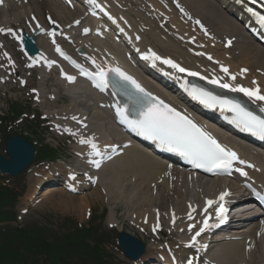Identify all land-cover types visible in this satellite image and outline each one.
Wrapping results in <instances>:
<instances>
[{
  "label": "bare ground",
  "instance_id": "1",
  "mask_svg": "<svg viewBox=\"0 0 264 264\" xmlns=\"http://www.w3.org/2000/svg\"><path fill=\"white\" fill-rule=\"evenodd\" d=\"M18 1L20 3V7L10 10L9 14L11 12H13L12 14L19 13L17 11L18 9L20 11H26L25 15L28 14L29 11L37 12V10V13H39V15L41 14L39 8L40 6L36 5L35 2L33 3V5H30V9L26 10L25 7H29V5L23 6L21 4V0H10V2L16 5H19ZM81 1L82 5L84 6V0H75L77 4H81ZM99 1L102 2L103 0ZM45 2L47 7V13L44 12V15H57L58 7L60 10H63L65 14L71 15V12L68 11L67 8L62 6L57 0H46ZM105 3L109 4L107 6L108 9L115 10L112 11V13H114L118 17V25H120L121 23L123 24L124 22L128 23L132 29V32L141 35L146 44H152L153 47H156L158 51H160L164 55H168L174 58V60L176 59L185 66L198 69L197 71L203 74L208 75L215 73L218 76H223V73L219 68H221V66H225L229 69V75H236L239 81L245 82L247 84L251 80V78H255L256 76L261 86L264 85V77L262 73V69L264 68V47L254 42L253 39L243 30L240 22L235 19L234 14L236 12L234 10L237 7L233 5L234 3H232V0L229 3L232 4L234 7L230 6L229 4L224 5L223 3H227V0H141L139 2V4L141 5L139 11L141 12L138 13L144 14V16L147 18V20L144 21L142 19L144 17L141 18L140 15L137 19H133L132 16L127 15L126 11L128 9L119 10L117 8L118 4H113V1L111 0H105ZM170 3H178L180 10H175V7L170 6ZM60 7H62V9ZM134 8L136 9L135 6ZM181 8L183 9V12L181 11ZM237 12H240L238 8ZM20 13L23 14V12ZM1 14L4 15V13ZM83 14L81 13L77 17L81 15V17H83ZM236 14L241 16L240 13ZM2 15L1 19L3 18ZM24 17L26 19L23 20H26L27 24L31 26L30 28L28 27L27 30L22 29V32H26L31 37H35L32 36L33 34L31 33L33 31H36L38 26L37 24H40L41 21L43 22L44 20L43 18H41L39 21L36 18V13L33 15L30 14L29 18H27L26 16H14L8 21H3L6 24H13L15 22L19 23ZM33 17H35V19H33ZM163 18H165L166 20L164 24L161 23ZM57 19L60 20L61 18L57 17ZM58 20L56 21L59 22ZM196 21H199V23H196ZM58 25L60 24L58 23ZM80 25L82 27L86 25V21L84 18H82L81 24H79L78 26ZM87 26L90 28L91 32L90 37L86 38L90 40L93 39V44H100L99 47L101 49V54L103 55L104 53H106L110 60L121 61L124 54L119 53L118 50L122 48V43L119 44L116 42H112V40L108 38V35H93V31L95 29L101 30L102 33L105 32V28L100 24V22L93 21L92 24ZM112 31L116 32L117 30L114 28L112 29ZM201 31L202 33H205L204 31L208 32V35H210V37L205 36L207 37L205 40L204 34H202ZM66 33L70 34L71 31H67ZM111 36L114 39L117 38L115 37V33H112ZM211 36L213 38H211ZM36 39L39 43L37 47H49V45L46 46L44 40L41 37H37ZM80 39L84 40V38ZM226 40L231 41L228 50L221 49V53H225L226 56L219 55L218 52H215V49H218V43L222 42L223 45ZM80 44L83 43L79 42L77 45ZM227 53L230 54L229 58L227 57ZM209 56L212 57L211 60L208 59ZM122 62L123 64H125L124 66H128L130 69H132L134 73L140 74V76H142V78L149 83L152 89L160 91L161 94H163L171 102L181 104V98L179 96H175L170 92H167V90L165 89L163 90L161 85H156L155 82H157V80L153 79L152 81L151 78H148V73L144 70V68L139 69L137 67V63H126L123 60ZM143 62L146 64L145 61ZM11 63L14 62L12 61ZM244 69H246L247 71H242ZM148 71H151V69H149ZM39 81L42 80L40 79ZM67 88L73 89L76 95H90L91 93H93L91 90L87 91L85 89V86L81 85L80 83L78 84V86L72 85ZM38 91H41V88L36 89V96L38 94ZM52 91H54V95L55 93H57V91L55 92V90ZM66 94L68 96H71L70 92H67ZM74 98L75 97H73V99ZM56 101L57 100L55 96H52V98H50V96H45L42 100V103H46L52 106L53 104H55L54 102ZM36 102L37 105H39L38 99L36 100ZM77 102L80 104V101ZM73 104L74 102L70 101L67 105L57 108L54 112L48 114L50 116L53 115L54 118L57 115H60L62 117H65V115H67V117H70L71 119L73 115L79 113L75 109L77 105L75 107ZM80 105L81 107L85 106L84 103ZM97 110L98 114L92 113L94 118L91 120H86L84 117H81V115H79L81 118L79 119V121L85 120L88 121V124L86 128L82 129V131L80 129H77L78 132L84 133V138H81V135H78L76 136V140L81 141V139H92L97 145H101L99 147L102 150L107 149V154H110L113 146L109 144L108 139L110 137V133L114 132V130L116 131V129H114L115 127L113 126V124L108 120L109 114L106 112V110L103 108H99ZM93 111L95 110L93 109ZM95 118L98 122H102L103 120H105L106 122H103L101 124L97 123L95 121ZM105 125H107L108 129H104V127H106ZM219 133L220 137L224 141L234 146L241 153L242 156L248 158V160H251V162H253L254 166L252 170H249V176L254 179V182L264 184L263 149H261V153H258L256 150L252 149L249 145H247V143L239 139H234L229 134H224L222 132ZM123 141L125 140L119 137L115 140H111V143H122ZM87 146L88 145H83L81 142H79L77 153L78 160L79 162H81V165L90 162V159H94V157H91L89 155L91 149L89 148V146ZM119 148H121V153L118 156H115L112 160H109L107 162L105 161V163L99 170H92L93 174L95 173V175L98 176L101 173L102 175L100 177V180H98L99 178L97 179L96 183H93L92 181L94 175L87 177L88 174L86 171L85 173L84 171L77 172L76 170L68 171L64 168L65 172H63L61 166L56 165L55 168L57 169H55L54 172H58V175H56V177H53V179L51 180V176L46 175L47 173H51L53 171H47L48 169H50L49 166L42 164L41 167L31 168L34 169L35 172L32 175L33 178H30V186L27 190L26 198H35L34 194H37L39 192H42V195L45 197L55 196L54 193L56 191L52 187H49L50 185L55 187L57 184H59V186H63L66 188L70 187L71 189H84L87 187H91L89 190L91 191V189H93V191L90 192L88 196H80L81 198L78 201V211L82 212V215L86 214V210L89 207L88 205H91V203L93 202L109 200L110 203H118L119 201L123 204H126V207L129 209L127 211H131L130 218H128L132 221L131 225H134V227L140 229L142 232H144L146 228H159L161 226L162 221H165L164 218L166 213L154 211L153 202L156 203V200H158L160 204H165V208H167L166 211L170 209L167 212L169 213V221L167 228L169 229L168 231H170L169 233L172 234L175 232L176 227V225H172L171 223H169L173 213L176 217H178L177 225L179 226L178 228H176V230H179L181 228L180 225L182 223H185L184 216L187 211L188 203L201 205L204 196H215L217 193L226 191V189H228L229 191L237 192L241 188V186H239L237 182L227 178L205 179L204 176H199L195 179L191 178V181L189 182V172L182 170L176 166H170L167 169L166 165H168V163H166L163 159L152 155L147 150L132 145L127 147L124 145H120ZM120 173L121 175H123L122 178H118ZM78 175H80L79 178L77 177ZM73 176L75 177V179L72 178ZM44 178L46 179L45 181H43ZM41 181L43 183H41ZM138 182L139 184H143L142 188H134V186H136ZM37 184H42L46 187L37 189ZM153 186H155V189L158 190V194L156 193L155 197H153ZM130 187L132 188L130 189ZM144 189H146V194L143 195L144 197H142L141 199L140 194H143ZM89 190H85L82 192H88ZM139 191L140 193L139 195H137ZM51 192L54 193L50 194ZM132 192L133 195L131 194ZM62 193L66 192L62 191ZM83 193H80V195ZM150 193L151 195L149 196ZM67 194L68 193L63 195ZM135 195H137L138 197ZM245 199L247 198L244 197L242 201H244ZM184 208L185 211H183ZM239 208L242 209L243 207ZM252 210V207L244 208L242 210V214L250 216L252 215ZM115 219L116 218L113 216V214H111L110 220L108 222L111 221L110 223L114 224ZM144 220L146 221L145 224H143L142 222ZM111 225L112 224H110V226ZM131 225L129 226L133 227ZM119 227L121 228H118L119 231H122V228H126L124 224H122L121 226L119 225ZM225 230L233 229H229L228 227L225 228ZM219 232V229L215 230L214 232H212V234L207 236L205 240H202L201 243L197 244L199 247L203 248L206 242L207 248L211 250L210 255L212 259H216L219 264H261L264 258V235L261 236V239H256L255 237H253L254 229L251 230L249 228L245 231V237H243L241 241L231 242L227 241V239L225 238L226 235L227 237H229V232H226L225 234ZM189 235L190 233L186 231H182V233L178 235L182 238V241L179 243L175 241L176 243H173L174 251H177V253H184L186 256L191 253V251L185 250L182 247V245L184 244V238L186 237V239H188L189 237H192ZM246 237H250V239L252 238L249 241L252 248L250 247L251 250L247 253L244 252L246 245ZM221 247H223V249L228 253L232 252L231 255H229V257H224V253L220 250ZM151 249L153 248L147 247L145 249V254L141 257L140 260H138L142 261L141 264H158L156 260L159 257L156 254H149ZM155 252L157 254L163 255L162 249H156ZM207 252L209 251H205V254ZM245 256H247L248 258H246ZM162 261L160 260L161 264H172V262L169 261V259L167 260V258L165 257L162 258ZM176 261V264H181V258H176Z\"/></svg>",
  "mask_w": 264,
  "mask_h": 264
},
{
  "label": "rangeland",
  "instance_id": "2",
  "mask_svg": "<svg viewBox=\"0 0 264 264\" xmlns=\"http://www.w3.org/2000/svg\"><path fill=\"white\" fill-rule=\"evenodd\" d=\"M25 1L29 5V7H25L26 10L30 9L31 8L30 5H33V3L35 2L36 5L40 6L38 7L40 8L41 14L39 15V13H37L38 12L37 10V12L29 11L28 14L25 15L26 11L24 12L23 10L20 11L18 9L17 11L19 13L17 14H12L13 12L9 14L10 12L9 11V12H5L4 15H2L1 14L3 13L2 11L7 8H11L10 10H12L20 7L19 1H18L19 5H16L10 2V0H8L11 6L10 7L5 6L4 9L2 8L0 9V25L6 27L11 26L15 30L21 31L22 29L26 30L28 29L27 27L31 26L27 24L26 20H23L26 19L25 17L22 18V20L19 23L15 22L13 24L10 23L6 24L4 23L3 20L8 21L9 19H12L14 16H19V17L26 16L27 18H29L30 14L33 15L36 13V18L39 21L41 18H43L44 20L43 22L41 21V24L47 27L52 24L51 22L53 21L56 22L55 20H58L57 17L61 18L60 21H62V23H67L70 21V19L76 16V14L70 10L68 11L71 12V15L65 14L63 10L59 9V7L57 8L58 10L57 15L55 16H53L52 14L44 15L43 14L44 12L47 13V7L45 4L46 0H25ZM111 1H113V3L118 4L117 8L119 10L128 9L126 13L127 15L132 16L133 19H137L140 15L141 18L144 17L142 18L143 21L147 20L144 14L138 13L141 12L139 11L141 7L139 2L141 0H139V2L138 0H124V1L111 0ZM118 1L120 4L118 3ZM135 3L138 4L139 7ZM125 4L127 5L129 4L128 5L129 7ZM120 5L122 8L120 7ZM134 6L136 7V9L134 8ZM60 8L62 9V7ZM20 12H23V14H21ZM1 15L3 16L2 19H1ZM0 42H1L0 50L7 51V53L13 58V60L12 58L8 60L7 63L9 64L13 61L16 64L15 65L14 63H11L10 67L21 68L20 71L16 72L17 74L14 73L13 75H11L10 78H8V82L4 84L1 82L2 79L0 74V79H1L0 80V155H5L4 141L10 135H19L24 138H27L30 142H32L33 145H35V149H36V155L33 158V161L31 162L30 166H28V168L22 173H20L18 176L10 177L0 174V186H5L7 187V190L10 189V191H12L13 193L18 194V197H16L17 199L12 203V207L11 206L4 207V210L9 212L8 213L9 220L0 222V260L2 261V263L3 264H33V263L37 264V262H34V260H36L39 262L43 261L41 262L42 264H48L47 262H45L46 260H48L50 264H58L56 263L57 256L60 254L64 258V251L63 249H61L59 243H55L51 246L50 249L51 253L49 251L46 252L42 248H39L32 252L31 249L25 247L22 244L24 239L19 238L14 233V230L15 229L27 230L32 227H38L41 229V231H44L45 235L49 240H52L51 236H53L54 232L57 233V231L58 232L59 231L68 232L72 230L76 231L75 229L80 228L81 226L84 227L83 229L85 230L87 228H90L89 232L85 231L87 232V236H89V238H87L86 236V239L85 238L82 239V243L84 244L85 247L83 250L81 249V256L87 255V252H91L90 256L93 259H95L98 251L101 248L102 254L107 257L108 262L106 261L105 264H131V262L122 255L121 249L117 245V235L119 231L118 228L121 229L119 225L121 226L122 224H124V226L126 227V228H122L123 229L122 231H125L131 234L133 237L137 238L138 240L142 241L144 245L145 244L147 245V247L148 246L152 247L153 249H151L150 252H152L154 249L161 248L165 245H171L172 240L174 243V240H177L176 234L178 230L175 229V233L173 235L169 233L167 228L168 215H165L164 218L165 221H162V227L160 228L157 237L153 236L151 233H148L146 231H144V233H140L139 232L140 229L138 228L137 229L139 231H137L136 227L134 228V225H131L132 221L128 219L130 218L131 211H127L129 209L126 207V204H123L119 201L118 203H110L109 200L93 202L91 203V205H88L89 207L86 210V214L82 215L83 213L78 211L79 208L78 201L81 198L80 196H88V194H90V192H92L93 189H91V191L89 190L88 192H84V193L82 192L83 194L81 195L78 193H68L67 195H63L66 193H62V190L57 188V190H55L56 191L55 193L54 192L50 193V194L54 193L55 196H51V197L46 196L38 204H34V202H32L33 200L31 199L29 200L28 198H26V193L30 186V178H33L32 175L35 172V170L31 168L41 167L40 165L41 161L42 163L44 161H47L45 163H48L49 160H51L53 161V165H55L56 163L61 164V162H64L65 164L66 162L68 163L72 162L73 164H75L71 153L72 148L69 147L70 146L69 139L64 135L56 133L57 129H59L60 123L61 122L64 123L67 120L65 118L67 115L61 118H57V116H55L54 118L53 115L50 116L48 113H52L57 108L65 106L70 101H73L74 102L73 105L75 107L77 105V107L75 108L76 110H81L85 114H90L91 110H90V106L88 105H91V102L87 101L90 104L81 107L80 104H83L84 101H80L79 104L77 101L78 98L81 99L80 97L77 98L75 97L74 99L67 98L64 95V90H59L60 85H57L54 81H51L49 79H47L46 82H44V79L40 77L41 73L39 71H34V70L29 71L25 68L26 64L22 61V58L20 57L19 54V50L16 49V46L12 45V43H10L6 38H3L2 40H0ZM217 47L218 49H215V52H218L219 55L226 56L225 53H221L220 50V48L222 47L221 42L218 43ZM227 57H230V54L229 56L227 55ZM5 60L6 59H2L0 57V64L3 62L6 63ZM23 78L26 80V83L24 85H20L19 81L20 79ZM38 79L39 80L41 79L42 81H39ZM35 88L36 89L41 88V91H38L37 96L34 95L33 93H30V91L32 89L35 90ZM52 90H55V92L57 91V93H55L54 95L53 93L54 91ZM45 96L48 97L50 96V98H52V96H55L57 101L54 102L55 104H53L52 106L46 103H42V100ZM37 99L39 105H37L36 102ZM93 118L94 117L91 114V119ZM66 122H68V120ZM105 126L106 127H104V129L105 128L108 129L107 125ZM55 128L57 129L55 130ZM109 136L113 137L111 140H115L120 137L115 130L114 132H111ZM43 144H46L48 148H45ZM52 153H55L54 157H57L56 158L57 161H54L55 159L52 160L48 158L50 154L52 156ZM80 167L81 168L84 167L83 165H81V162H80V166L76 165L74 170H76L77 172H82L83 170ZM61 168L62 171L65 172L64 168L63 167ZM101 176L102 175L100 173L98 175L99 178L98 180H100ZM122 176L123 175H121L120 173L118 178H122ZM77 177L79 178L80 175H78ZM136 187L142 188L143 184L141 183L139 184L138 182V184L134 186V188ZM131 188L132 187H130V189ZM153 188H154L153 197H155L156 193L158 194V190L155 189V186H153ZM139 193L140 191L138 192L137 195H139ZM131 194L133 195V192ZM145 194H146V189H144L143 194H140L141 199L142 197H144L143 195ZM150 195L151 193L149 194V196ZM35 199L37 198H34V200ZM156 201H157L156 203L153 202L154 211H159L160 213H167L170 210L169 209L168 211H166L167 208H165V204L164 203L160 204L158 200ZM183 211H185V208L183 209ZM12 214L15 217L13 216V218H10ZM111 214H113V216L116 218L114 220L115 221L114 224L110 223L111 221L108 222L110 220ZM110 224L112 225L110 226ZM115 225L117 226L116 228ZM129 225L133 227H130ZM150 230L153 231V228H151ZM79 244L80 243L77 242V246ZM79 252L80 250L77 249L74 251V253L72 252L70 253V251L68 250L69 257L71 258H68L66 260L67 264H82L83 262L81 257L75 256ZM227 254L228 253L224 255ZM86 260H88L87 257ZM89 264H94V262H90Z\"/></svg>",
  "mask_w": 264,
  "mask_h": 264
},
{
  "label": "snow or ice",
  "instance_id": "3",
  "mask_svg": "<svg viewBox=\"0 0 264 264\" xmlns=\"http://www.w3.org/2000/svg\"><path fill=\"white\" fill-rule=\"evenodd\" d=\"M0 2H2V0H0ZM90 2L95 4L96 0H90ZM177 6L179 7V4H177ZM181 11L183 12L182 8ZM249 11H251V9ZM253 14L255 15V13ZM33 19H35V17H33ZM258 21L261 25H264V15L259 16ZM77 23H79V21H77ZM196 23H199V21H196ZM5 31L13 34L17 40L23 42L22 35L16 34L11 29L5 30L0 28V32ZM88 31L89 30L87 28L84 29L85 33ZM52 35H54V33ZM53 43H55V41H53ZM230 43L231 41H229V44ZM56 51L61 55H65L59 46L56 47ZM5 55H7V53H5ZM151 57L156 60L161 59L155 53H151ZM145 58L147 59L148 57L146 56ZM208 59L211 60L212 57L209 56ZM48 63L51 64L54 62L49 61ZM93 63H95V61H93ZM163 63L171 65V67L178 69L180 72L185 71L184 68L175 64L170 59L163 60ZM77 67L79 66L77 65ZM97 68L99 70L96 73L90 74L96 82V87L101 90H106L111 84L109 72H114L120 80L126 82L132 87V89H134L136 94H139H129V100L134 105H140L135 118H129L128 104H125L122 107H117L116 109L118 116L121 117V122L126 123L127 126L138 135L143 136L148 140L157 142L166 151L177 153L181 157L189 160L194 167L201 168L205 172L229 174L232 171L234 164L238 163L244 165L247 163L240 160L237 153L222 146L209 133L199 127L189 116L177 111L174 107L169 106L163 100L153 97L151 93H147L135 79L122 72L119 68L110 69L107 72L99 65H97ZM221 71L226 75L229 74V69L225 66H221ZM242 71L247 70L244 69ZM190 75L195 76L198 75V73H190ZM67 79L71 81L74 80V77L68 76ZM231 79L235 80L236 76L232 75ZM211 83L219 84L222 88L231 87L235 91L242 92L250 99L264 101V94L261 93L259 87L247 88L243 86H232L228 83L221 84L218 79H213ZM255 83L256 82L253 81V84ZM190 95L193 99L198 100L206 107L215 108L219 106L221 109L232 111L235 113V121L238 125H241L244 130L260 135L264 138V118L247 111L241 107L239 103L228 99H222L213 95L211 92L197 87L191 88ZM80 142L90 147L91 151L89 152V155L94 157V159L90 162L95 167L99 168L101 162L105 158H111L110 155H107V149L102 150L92 139H81ZM247 166L253 167V165L250 164ZM235 171L239 172L241 176H247V172L241 167H236ZM72 178L75 179L74 176ZM229 195L230 193L228 191H223L219 194L217 200H206V207L204 211L207 212L208 207L217 204L218 206L216 207L215 214L220 222L223 223V214L226 212L223 201ZM189 208L191 209V205H189ZM188 216L189 219L193 218L191 211ZM173 222H175L174 213ZM193 227L194 225H189V231H191ZM210 227H212V225L209 224L208 219H205L203 221V226L200 227L199 231H196L191 237L189 246H195L197 243V237ZM153 231H156V227L153 228ZM188 264H193V261L189 260Z\"/></svg>",
  "mask_w": 264,
  "mask_h": 264
},
{
  "label": "water",
  "instance_id": "4",
  "mask_svg": "<svg viewBox=\"0 0 264 264\" xmlns=\"http://www.w3.org/2000/svg\"><path fill=\"white\" fill-rule=\"evenodd\" d=\"M23 40L26 49L30 53L36 51L32 41H30L26 35H24ZM5 150L9 160H6L4 156L0 155V171L12 176L17 175L24 170L33 156L32 146L27 143L25 139L18 136H10L5 141ZM118 241L125 256L132 260L137 259L143 252L142 244L126 233L121 232Z\"/></svg>",
  "mask_w": 264,
  "mask_h": 264
},
{
  "label": "trees",
  "instance_id": "5",
  "mask_svg": "<svg viewBox=\"0 0 264 264\" xmlns=\"http://www.w3.org/2000/svg\"><path fill=\"white\" fill-rule=\"evenodd\" d=\"M13 198H11V193L7 192V189H1L0 188V206L3 205L5 202L9 203L12 201ZM5 219V217L3 216L2 217V213H0V220H3ZM20 236L24 237L25 240L28 241L29 245L31 248H33L34 250H37L39 248H42L43 250H45L46 252H50V249H51V246L52 245H46V244H41L37 241L34 240L35 236L39 238V235L36 233V232H33L32 231H21L19 233ZM84 236V234L82 232H78L76 233L75 235L70 236L69 235H65V239H64V242L63 244H59L61 249H63L64 251V258L66 255H68V250H70L71 248L72 249H79V247L77 246V242L81 241V238ZM30 238V239H29ZM55 244V243H54ZM50 246V247H49ZM80 250V249H79ZM51 253V252H50ZM64 258L63 256H61L60 254L57 256V259H56V263H62L64 262ZM100 259H98V261L95 263V264H103V257H100ZM1 261V260H0Z\"/></svg>",
  "mask_w": 264,
  "mask_h": 264
}]
</instances>
